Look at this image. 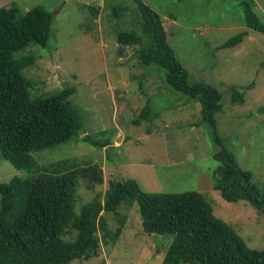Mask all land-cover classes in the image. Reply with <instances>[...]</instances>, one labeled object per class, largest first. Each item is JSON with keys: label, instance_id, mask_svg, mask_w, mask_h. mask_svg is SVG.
Returning <instances> with one entry per match:
<instances>
[{"label": "rangeland", "instance_id": "1", "mask_svg": "<svg viewBox=\"0 0 264 264\" xmlns=\"http://www.w3.org/2000/svg\"><path fill=\"white\" fill-rule=\"evenodd\" d=\"M142 1L158 13L188 83H207L219 91L215 126L203 118L198 101L166 83L162 66L143 64L132 46L117 43L119 30L141 32L135 0H0V6L16 5L19 16L35 5L52 14L47 43L30 42L13 57L34 59L22 70L32 97L73 89L68 99L80 125L67 140L33 151L36 166L29 171L0 154V181L97 164L102 181L87 184L78 178L77 211L94 197L102 198L109 180L131 177L150 193L196 190L248 246L262 249L263 215L250 201H227L214 188L219 162L213 153L224 145L264 191V31L244 23L239 0ZM253 2L264 23V0ZM119 7L125 10L115 13ZM240 32L245 34L236 45L220 46ZM234 87L242 101L232 99ZM101 214L106 228L97 232V253L64 264L163 262L171 236L144 231L135 201Z\"/></svg>", "mask_w": 264, "mask_h": 264}, {"label": "trees", "instance_id": "2", "mask_svg": "<svg viewBox=\"0 0 264 264\" xmlns=\"http://www.w3.org/2000/svg\"><path fill=\"white\" fill-rule=\"evenodd\" d=\"M135 1L142 18L141 32L119 30L117 43L132 46L143 64L162 66L166 83L198 101L203 118L214 127L213 114L221 108L219 91L207 83H188V72L168 44L158 13L142 0ZM239 2L244 23L264 31L253 0ZM124 10L119 7L115 13ZM52 19L41 5L21 16L16 5L0 6V154L16 168L28 171L36 166L33 151L63 142L80 128L68 99L73 89L32 97L22 70L34 59L13 57L30 42L45 45ZM244 34L237 33L220 46H234ZM232 99L243 100L235 87ZM214 137L219 141L215 129ZM213 157L219 162L213 171L214 188L227 201H250L264 217V191L252 181V173L242 169L224 145ZM79 176L87 184L100 182L102 170L93 164L65 174L37 172L0 181V264H64L73 258L86 259L97 253V232L106 228L101 212H114L133 201L138 204L144 231L171 236L161 264H264V248L248 246L231 225L214 215L199 191L150 193L127 177L109 180L102 198L94 197L77 211Z\"/></svg>", "mask_w": 264, "mask_h": 264}, {"label": "crops", "instance_id": "3", "mask_svg": "<svg viewBox=\"0 0 264 264\" xmlns=\"http://www.w3.org/2000/svg\"><path fill=\"white\" fill-rule=\"evenodd\" d=\"M112 85H114V84L111 83V84H110V87H111ZM115 88H116V87H115ZM116 90H117V88L115 89V91H116ZM115 91H114V93H115ZM114 95H115V94H114ZM102 125H103V124H100V126H102ZM118 126H119V125H116L115 128L118 129ZM100 128H102V127H100ZM116 136H117V135H116ZM114 144H119V140H116V139H115V140H114ZM105 147H106V145L103 146V148H105Z\"/></svg>", "mask_w": 264, "mask_h": 264}]
</instances>
